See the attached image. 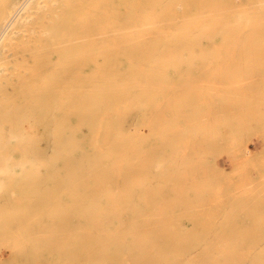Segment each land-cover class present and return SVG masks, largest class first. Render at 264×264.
I'll return each mask as SVG.
<instances>
[{
    "label": "bare ground",
    "instance_id": "bare-ground-1",
    "mask_svg": "<svg viewBox=\"0 0 264 264\" xmlns=\"http://www.w3.org/2000/svg\"><path fill=\"white\" fill-rule=\"evenodd\" d=\"M228 1L0 0V264H166V240H179L167 204L175 211L187 184L203 194L210 153L234 152L220 143L223 123L248 152L258 116V89L168 71L204 57L165 43L264 26V0H249L248 14L228 13ZM207 236L199 257L186 249L177 264L233 257L236 236L231 249L225 234Z\"/></svg>",
    "mask_w": 264,
    "mask_h": 264
},
{
    "label": "rangeland",
    "instance_id": "rangeland-1",
    "mask_svg": "<svg viewBox=\"0 0 264 264\" xmlns=\"http://www.w3.org/2000/svg\"><path fill=\"white\" fill-rule=\"evenodd\" d=\"M250 1L229 0L226 2L228 13L240 8L238 10L248 14L254 5V2ZM258 1L255 0V3ZM211 5L208 4L209 7ZM220 35L193 42L184 39L165 43L170 45L169 47H177L174 50L177 54L204 57L201 60L180 62V68L168 71L199 74L205 82L212 80L211 74L220 75L217 81L221 85L214 87L238 95L258 89V116H255L256 109L249 120L248 152H241L242 149L236 145L234 127L228 122L223 123L220 128V143L234 152L210 153V169L197 175L199 179L205 175L210 185L203 194L196 195L193 188L187 184L174 193L176 196L172 200L176 210L169 211L172 206L167 204V211L162 215L169 217L171 228L178 234L179 240H166V249L161 251L167 257L166 264H177L186 249H191L192 257L196 259L203 252L201 247L208 237L207 234L214 236L215 233H223L228 237L227 247L230 249L233 246L231 237L238 238L233 257L229 254L225 264H264V121L261 119L264 117V103L261 101L264 98V26H250L241 37H234L233 33V37L224 39ZM150 44L151 41L148 45ZM191 65L193 67H190ZM71 124L77 126V118L73 117ZM89 134L86 124L79 126L81 137H87ZM194 153L197 157L200 152ZM44 172L45 168L41 167V173ZM155 174L165 178L169 172ZM160 191L167 193L171 189L164 187ZM190 216H193L194 220H191ZM184 234H191V238H184ZM164 256L154 253L153 259L160 262ZM4 257H8L7 252ZM134 261L133 264H143Z\"/></svg>",
    "mask_w": 264,
    "mask_h": 264
}]
</instances>
